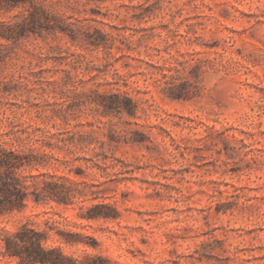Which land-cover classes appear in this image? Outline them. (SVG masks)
<instances>
[{
  "label": "rangeland",
  "instance_id": "rangeland-1",
  "mask_svg": "<svg viewBox=\"0 0 264 264\" xmlns=\"http://www.w3.org/2000/svg\"><path fill=\"white\" fill-rule=\"evenodd\" d=\"M0 150V264H264V0H0Z\"/></svg>",
  "mask_w": 264,
  "mask_h": 264
},
{
  "label": "trees",
  "instance_id": "trees-1",
  "mask_svg": "<svg viewBox=\"0 0 264 264\" xmlns=\"http://www.w3.org/2000/svg\"><path fill=\"white\" fill-rule=\"evenodd\" d=\"M126 108L131 110L130 103ZM15 167L16 163L11 161L8 153L0 150V216L15 210L20 211L26 206L28 193L25 187H21L19 181L13 178L12 171ZM60 198L62 199L59 200H64L63 197ZM34 200L40 202L42 199L36 194ZM91 216L99 218L106 217V214L96 212ZM2 236L5 254L18 258L20 264H78L76 260L64 255L60 249L48 248L45 245L46 235L29 225H23L14 234L5 233Z\"/></svg>",
  "mask_w": 264,
  "mask_h": 264
}]
</instances>
